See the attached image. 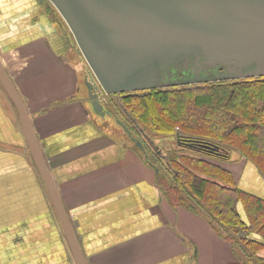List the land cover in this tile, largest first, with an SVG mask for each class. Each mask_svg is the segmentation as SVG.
<instances>
[{"label": "crops", "instance_id": "0c3cea01", "mask_svg": "<svg viewBox=\"0 0 264 264\" xmlns=\"http://www.w3.org/2000/svg\"><path fill=\"white\" fill-rule=\"evenodd\" d=\"M4 15L10 33H3L9 37L0 47L10 64L0 61L25 104L77 247L1 85L0 264H79L77 253L84 264L237 262L232 244L203 216L172 206L142 153L104 134L102 123L83 105L86 64L60 14L38 0H0V21ZM71 93L74 99L62 100ZM221 164L238 187L264 198V174L252 162L232 150Z\"/></svg>", "mask_w": 264, "mask_h": 264}, {"label": "water", "instance_id": "95a60500", "mask_svg": "<svg viewBox=\"0 0 264 264\" xmlns=\"http://www.w3.org/2000/svg\"><path fill=\"white\" fill-rule=\"evenodd\" d=\"M49 1L86 61L88 98L97 112L105 113L99 99L103 92L139 94L157 87L264 76V0ZM171 68L183 74L175 77ZM0 83L15 104L69 241L77 247L25 104L1 61ZM77 259L84 264L80 253Z\"/></svg>", "mask_w": 264, "mask_h": 264}, {"label": "trees", "instance_id": "16d2710c", "mask_svg": "<svg viewBox=\"0 0 264 264\" xmlns=\"http://www.w3.org/2000/svg\"><path fill=\"white\" fill-rule=\"evenodd\" d=\"M120 94V108L145 136L173 135L178 143L164 155L165 168L144 156L167 201L203 216L232 244L234 264H264V198L238 187L221 164L235 150L264 174V76Z\"/></svg>", "mask_w": 264, "mask_h": 264}, {"label": "rangeland", "instance_id": "374dc122", "mask_svg": "<svg viewBox=\"0 0 264 264\" xmlns=\"http://www.w3.org/2000/svg\"><path fill=\"white\" fill-rule=\"evenodd\" d=\"M39 2H40V4L43 7L46 6L47 2H48L47 4L53 6L49 0H39ZM55 10L57 11L56 8H55ZM8 17H9V15L8 16L4 15V18L0 21V27H2V28H0V41L3 40V39H7V37H9L8 35L3 34L4 32L10 33V29L7 28V26H6L9 23L11 24V22H8V20H9ZM1 18H2V16L0 17V19ZM62 20H63V18H62ZM63 22H64V20H63ZM65 25H66V23H65ZM66 27H67V25H66ZM75 46L77 47V45H75ZM77 49H78V52H79L78 54H80V56L82 57L81 60L84 59L80 49L78 47H77ZM19 55H20V53H19ZM77 57H79V56H77ZM0 58L2 60L4 59V65L6 64V65L9 66L10 62L8 61V58L5 55V49L3 50V47H0ZM22 58L23 57L20 55V58H19L20 63L23 62ZM9 59H11V61H12L13 60V55L11 57H9ZM74 59H75V57H74ZM82 63L86 64L85 59L82 60ZM16 71L17 70H14V72L18 75V73ZM84 74H85V71L83 70V67H82V76ZM21 75H22V72H21ZM41 76H43L42 77L43 79L46 77L45 75H41ZM19 80H20L21 83H24L23 82V80H24L23 78L20 77ZM80 85H81L82 91H85V92H82V93L87 98L89 92H88V88H87L86 83H85L86 87L84 85H82L81 83H80ZM0 88H1V83H0ZM142 91H144V90H140L138 92H142ZM123 93H125V92H123ZM101 95L103 96L104 100L100 99V96H99V99H100L101 103L103 104V107H104L103 110L104 111L106 110L104 114L101 113L100 111L97 112V111H95L93 109L92 103L89 101L90 100L89 98H87V100H85V102H83V105H85L89 110H91L92 111V115L97 117L98 121L100 123H102V125L104 126V128H103L104 134H106L108 137L113 139L115 142L127 143L128 144V147H127L128 149L136 150V151L142 153L143 156L148 157L149 159H151L152 161H154V162H156V163H158L160 165L162 163L165 164L166 163V157L164 155H167V153L169 154L170 153L169 150H175L177 148V146H178V143H177L175 137L173 135L161 136L160 137L159 135H152V134H149L151 136H145L140 131V129L135 124H133V121L127 119V116H126L125 121L127 123H130L128 125L131 127L129 130H127L126 127H123L122 122L119 119V118L123 119L122 117H125V113L120 108V105H119V102H118L119 101V97L122 94H120V93H114V94L112 93V94H110V93L103 92ZM74 98H75V94L71 93L69 95L64 96V99H62V100L69 101V100L74 99ZM113 105L119 106L118 108H120L122 110V113H120L118 111L119 112V114H118V112L116 111V109L114 108ZM106 108L111 110L112 114H109V112H108V110ZM16 120H17V115H16V118H15V122H16V126H18ZM157 148L160 150V153H161L158 156L159 159L155 155V151L157 150ZM41 152H43V151H41ZM43 154H45V153H43ZM46 159L47 158H45V161H46ZM46 163L49 166V163L47 161H46ZM148 163L150 164V162H148ZM150 165H151L150 167L154 171V169H156V167L153 164H150ZM153 174H154V172H153Z\"/></svg>", "mask_w": 264, "mask_h": 264}, {"label": "flooded vegetation", "instance_id": "af4514ba", "mask_svg": "<svg viewBox=\"0 0 264 264\" xmlns=\"http://www.w3.org/2000/svg\"><path fill=\"white\" fill-rule=\"evenodd\" d=\"M39 1V0H38ZM170 71H171V74L173 73L174 74V76L175 77H179V76H181L182 74H183V71H180V70H178V71H176L175 69H173V68H171L170 69ZM99 96H100V99H102V100H104L103 99V96L101 95V93H99ZM107 109V108H106ZM108 110V109H107ZM106 111V110H105ZM109 112V114H112L110 111H108Z\"/></svg>", "mask_w": 264, "mask_h": 264}]
</instances>
